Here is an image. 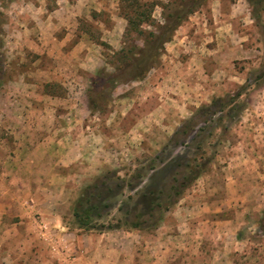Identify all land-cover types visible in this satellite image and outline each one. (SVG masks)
Wrapping results in <instances>:
<instances>
[{"label":"rangeland","instance_id":"374dc122","mask_svg":"<svg viewBox=\"0 0 264 264\" xmlns=\"http://www.w3.org/2000/svg\"><path fill=\"white\" fill-rule=\"evenodd\" d=\"M68 1L72 2V0ZM174 1L179 0H138L137 3L140 5L156 4L152 11L151 22L144 24L143 29L156 31L157 26L163 22L161 5H168ZM57 3L67 2L0 0V133L4 131L1 128L4 123L19 125L16 117L22 112L24 136L31 134L33 138H38L40 131L48 134L51 132V125H45L43 130L37 127L36 123L40 115L36 113L34 107L43 104L49 111L51 109L49 106L54 105V107L60 106L58 108L60 111L66 100L70 103L78 101L82 94H85L88 106L98 122L112 121L117 116L109 114L118 110V101L119 105H123L127 100H131L135 90L143 87L139 80H136L135 84L128 83L120 88L104 84V88L96 93L91 91L90 85L86 87L84 84L90 82V78L99 72H103L106 76L114 73L113 61L116 53L122 48L127 49L133 44L142 45L141 37L126 31L127 22L122 14L131 9L129 6L124 7L126 2L122 5L120 0H102L100 6L96 5V2H88L82 7L83 11H80V14L70 19L72 23L67 20L63 22L65 15L58 14L56 18L65 24L59 23L54 27L50 24L51 20H55L51 12L58 8ZM198 3L200 5L181 26L189 22L194 24L201 22L205 29L213 30V25L215 27L220 25L219 39L223 42L227 39L231 45L238 47L239 52L234 56L236 57L234 68L231 69L237 71L238 77L226 80L222 94L213 96L208 103L195 107L188 118L179 122L172 134L186 120L194 118L199 108L210 105L213 99L220 98L221 103H227L221 112L204 115L200 120L195 116L198 126L192 134L197 133V136L189 147H170L165 153L166 156L172 157L183 154L189 160L207 158L210 160L207 171L185 190L169 211L163 213L156 227L150 230L130 231L138 232L145 237L160 231L161 228L164 231L166 219L174 216L179 219L181 215L183 216V212H186V207L191 206L192 214L186 212V217L192 215L199 219L230 222L227 227L233 229L236 236L227 241L234 243L235 239L239 240V244L233 245L228 255L235 264H264L262 215L264 211V0H198ZM44 19H48L49 24L43 40L42 20ZM71 24H76L77 30L70 32L68 40L61 43L52 40V38H64L66 29ZM78 41L83 46L74 52L73 61L78 62L80 56L83 57L85 53L94 60L99 53L104 60V64L92 73L75 64L72 68L71 63L67 64L66 58L64 60L72 45ZM87 42L92 44L88 47L89 51L86 50ZM165 46L156 66L151 69L153 77L150 79L155 80L164 68ZM240 46L243 47L242 52ZM68 72L71 79L64 76V73L68 75ZM67 92L71 97H67ZM117 92H122V95L114 96ZM41 94L45 97L40 96ZM90 97L94 104L90 105ZM198 128L202 130L198 131ZM160 130L156 128L152 135H148L146 140L133 150L129 160L117 168H107L103 172L117 170L120 171L119 175L125 178L126 173L130 175L133 171L142 167L148 168L151 164L159 169L161 164L157 160L154 162L152 160L172 136L171 134L164 139L160 136V134L164 135V130ZM198 142L199 147L196 144ZM95 176L86 179L79 190ZM145 184L143 183L141 187ZM27 194L25 191L24 203L28 199ZM128 194V190H125L120 197L115 198V201L121 203ZM120 217V214L114 210L107 219L116 220ZM71 219L70 206L69 212L64 216V223L74 228ZM46 228L44 230L49 231ZM170 231L173 229L170 228ZM28 241V238L27 241L24 239V249H28ZM44 241L47 243L45 246L54 249L51 239L45 238ZM68 242V238L62 239L61 244L58 245L67 249ZM219 244L217 242V245ZM214 247L216 246L209 240L202 244L206 260L207 255L212 254L211 250ZM234 249L236 251H233ZM5 263L6 261L0 257V264Z\"/></svg>","mask_w":264,"mask_h":264},{"label":"crops","instance_id":"0c3cea01","mask_svg":"<svg viewBox=\"0 0 264 264\" xmlns=\"http://www.w3.org/2000/svg\"><path fill=\"white\" fill-rule=\"evenodd\" d=\"M65 1L66 4L57 3L58 8L51 12L55 20L50 24L54 27L62 23L56 18L58 14L65 15L63 22L72 23L70 19L80 14L88 2H96L98 6L102 2ZM47 24L48 19L42 20L43 40ZM219 26L213 25V30H208L201 22L180 25L165 46L161 74L155 80L150 79L153 77L150 70L139 80L143 87L135 90L131 100L123 105L118 101V110L109 114L117 116L112 121L98 122L82 94L78 101L66 100L61 112L60 106H49L50 112L43 104L34 107L40 115L37 127L43 130L45 125H51V132L40 131L38 138L31 134L24 136L22 112L16 117L19 125L4 123L1 127L4 131L0 133V257L5 264H235L228 255L239 240L227 241L236 236L227 227L230 222L186 217V212L192 214L191 206L186 207L179 219L177 216L166 219L164 231L161 228L148 237L135 231H82L64 223V216L86 179L129 160L133 150L156 128L164 130V135L160 134L164 139L171 135L192 109L222 94L226 80L238 77L236 70L231 71L238 47L227 39L224 42L219 39ZM76 30L77 25L71 24L64 38L52 40L64 42ZM80 46L81 42H75L64 57L72 68L75 64L92 73L104 64L99 53L95 60L85 53L78 62L73 61ZM91 46L86 44V50ZM240 48L242 52L243 47ZM69 72L64 76L71 79ZM84 84L89 87L90 82ZM122 92L114 96L119 97ZM66 95L71 97L68 92ZM25 191L28 199L24 203ZM27 238L29 247L24 249ZM45 238L52 240L54 249L45 246ZM66 238L67 249L59 246ZM208 240L216 247L206 260L202 244Z\"/></svg>","mask_w":264,"mask_h":264},{"label":"trees","instance_id":"16d2710c","mask_svg":"<svg viewBox=\"0 0 264 264\" xmlns=\"http://www.w3.org/2000/svg\"><path fill=\"white\" fill-rule=\"evenodd\" d=\"M137 1L120 0L122 5L127 3L124 7L131 8L122 14L127 22L126 31L141 37L142 45L133 44L117 52L113 61L114 73L106 76L99 72L90 78L92 92H100L104 84L116 87L144 78L156 66L165 44L171 41L177 28L200 5L198 0L162 4L163 22L157 26L156 31H147L142 26L151 22L156 4L140 5ZM89 103L94 104L91 97ZM226 105L227 103H221L220 98H215L210 105L199 108L195 116L200 120L204 115L223 111ZM195 116L177 128L161 152L153 158L152 162L157 160L161 164L159 169L151 164L148 168L142 167L130 175L126 173L125 178L119 175L120 171H105L82 186L71 205L72 226L82 231L95 232L150 230L156 227L163 213L178 202L185 190L207 171L210 164L207 158L189 160L183 154L174 157L165 155L170 147H189L197 136V133L192 134L198 126ZM199 130L202 129L198 128ZM196 144L200 146L199 142ZM145 169L154 171H144ZM143 183L146 184L141 187ZM125 190L129 194L124 201L117 203L115 198L120 197ZM114 210L121 217L108 220ZM262 215L264 217V211Z\"/></svg>","mask_w":264,"mask_h":264}]
</instances>
